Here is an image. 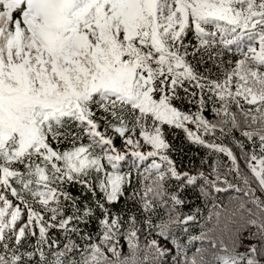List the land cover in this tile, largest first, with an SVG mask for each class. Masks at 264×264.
<instances>
[{"label":"snow or ice","instance_id":"6c2138e0","mask_svg":"<svg viewBox=\"0 0 264 264\" xmlns=\"http://www.w3.org/2000/svg\"><path fill=\"white\" fill-rule=\"evenodd\" d=\"M189 144L215 154L212 193L264 190V0H0V264H206L166 235L197 219L178 210L204 177L182 167ZM77 186L103 213L93 234ZM125 188L139 214L165 209L144 239L127 201L126 219L106 207ZM214 208L229 264L230 225L264 223L243 201Z\"/></svg>","mask_w":264,"mask_h":264},{"label":"trees","instance_id":"16d2710c","mask_svg":"<svg viewBox=\"0 0 264 264\" xmlns=\"http://www.w3.org/2000/svg\"><path fill=\"white\" fill-rule=\"evenodd\" d=\"M192 145L193 144L187 145L185 151L181 153V155L183 156L182 167H186L191 170L203 171L204 177H197V179L191 185H184L183 192L187 193V195H182L180 197L184 201V203L179 206L178 210L181 214L193 213L195 210V215L197 219L196 222H194L193 224L186 226L187 231H183V228L185 226H170L166 231V235H170L171 239L177 241L178 249L181 252L187 255H199L197 253V240H189V237L200 236L201 239L198 240L199 243L201 245L205 243L207 247H210V236L212 235L210 230L213 228V225L211 226V224L214 220V217L210 220L209 214L210 211H215L214 205L218 204L220 206H224L230 201H243L246 203V206L251 209L252 212V215L248 218L256 219L258 221V224L260 222L264 223V213L260 212V208L264 206V191L256 185H252L251 187H247L246 185H240L239 192H235L232 189H228L223 192L212 193L210 188V183L212 180L211 167L213 164V160L215 159V154L209 151L210 154L209 157H207L204 152H201L196 148L193 149L192 147H190ZM198 147L202 149V145H199ZM246 148L251 149L252 146L246 145ZM237 154L243 155L242 152H238ZM206 158H208L210 163H205ZM219 159L223 160V157H220ZM206 166L207 169H202ZM224 167L225 165L219 164L218 174L227 176L230 182L239 185V181L233 180V177L229 173L223 171ZM125 170V168L120 169V171L122 172ZM206 180L208 181V183H205ZM201 189H206L209 193V196H202ZM68 190L72 193L74 197L81 196V191H83V195L81 196L80 200L76 202V204L78 207H83L84 203L86 202L89 208L91 209L92 215L88 218L87 223L79 224L77 225V227H79L82 231L89 232V234L95 233L99 228L97 222L98 218L102 216L103 213L100 211L99 208L96 207L95 204H93L91 195L87 190L81 189L79 186H77L76 188L69 187ZM130 190V188H125V197H122L118 204L111 206L106 205V207L108 209L109 215L113 213L120 215L121 213H123L126 219V214L129 211V207H126L127 201V204L129 206H132V210L137 214L139 232L141 238L144 239L155 230L157 224L161 223L166 218L165 209L161 206H154L153 210L148 212L147 214H139V205L136 204L134 201L127 200V192ZM245 191L248 192L247 197L243 195ZM96 196L97 199L102 201L103 198L99 192H97ZM144 219H150L151 224L146 226L144 224ZM146 227L147 231H145ZM230 227L232 229H235V231H233L235 234L233 235V239L242 238L243 242L247 241L250 243H254V245L258 247V255L256 262L257 264H264V228L249 227L246 229H242L238 225H230ZM56 238L60 239L58 234ZM220 240L221 238L217 237V248L219 247ZM232 240H230V242ZM32 244L33 238L30 237L28 240V246L24 248V251H30ZM226 244L229 245V242H226ZM201 253H203V251ZM222 259L223 257L219 255L217 250L212 249L211 255L207 253L206 264H219L218 262H220ZM27 264H32V261H28ZM162 264H169L167 253L165 254ZM172 264H175V261H173Z\"/></svg>","mask_w":264,"mask_h":264},{"label":"rangeland","instance_id":"374dc122","mask_svg":"<svg viewBox=\"0 0 264 264\" xmlns=\"http://www.w3.org/2000/svg\"><path fill=\"white\" fill-rule=\"evenodd\" d=\"M260 223H263V222H260ZM167 236L169 237L170 235H167ZM253 244H254V243H253ZM257 253H258V252H255L254 254H252V255H251V256H252L251 258H253V259L256 260V259H257V255H258ZM263 259H264V258H263Z\"/></svg>","mask_w":264,"mask_h":264}]
</instances>
